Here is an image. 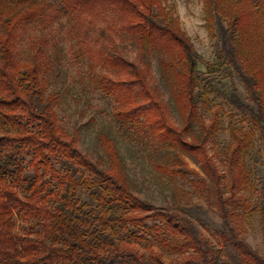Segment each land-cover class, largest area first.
Here are the masks:
<instances>
[{
    "label": "trees",
    "instance_id": "trees-1",
    "mask_svg": "<svg viewBox=\"0 0 264 264\" xmlns=\"http://www.w3.org/2000/svg\"><path fill=\"white\" fill-rule=\"evenodd\" d=\"M163 2L60 0L61 10L78 16L97 6H109L123 18V29L138 30L141 39L156 42L168 54L178 87L176 104L184 121L195 118L199 127L191 139L170 121L166 105L142 71L134 73L121 57L102 54L106 64L120 71L109 83V90L127 103L122 114L140 113L161 143L177 156L184 153L195 159L214 190L222 221L217 238L230 244L246 264H264V256L242 236L244 216L237 212L239 207L249 208L244 193L253 191L245 156L257 136L264 147V0H204L212 37L214 17L227 20L222 29L223 59L227 70L241 80L248 99L246 103L235 88L231 89L229 100L249 118L250 127L245 130L229 122L232 142L224 154V173L206 149V141L221 128L219 114L212 113L207 124L196 114V74L204 59L177 20L167 15ZM56 13L49 0H0V264H148L121 233L129 227L145 228L148 220L162 224L153 228L167 236L166 243L171 242L175 249L191 250L172 264H217L189 219L136 196L115 164L106 169L93 163L58 125L55 98L45 95L37 68L20 64L15 55L21 27L38 19L50 23ZM109 153L114 159L115 154ZM25 158H29L31 177L25 175ZM53 161L61 163L62 169H56ZM176 172L185 176L179 166ZM48 175L56 181L64 201L63 208L55 211L46 204L51 192L40 197L42 180ZM21 184L28 185L30 195L25 198L15 189ZM202 184L208 187L204 179L191 181L195 190ZM82 192L89 195L94 206L79 199ZM259 206L263 215L261 203ZM27 208L31 211L25 214L42 216L37 238L15 232L14 210ZM148 261L166 264L152 250Z\"/></svg>",
    "mask_w": 264,
    "mask_h": 264
},
{
    "label": "rangeland",
    "instance_id": "rangeland-1",
    "mask_svg": "<svg viewBox=\"0 0 264 264\" xmlns=\"http://www.w3.org/2000/svg\"><path fill=\"white\" fill-rule=\"evenodd\" d=\"M49 3L58 10L55 18L50 23L42 19L25 23L19 30L15 55L20 64L37 68L45 95L55 98L53 108L58 125L93 163L106 169L115 164L136 196L158 209L189 219L199 239L212 250L217 264H246L230 244L217 238L222 221L210 179L201 166L184 153H180V160L176 152L157 139L140 113L122 114L127 103L109 90V83L117 79L120 71L106 64L102 54L121 57L134 73L142 71L151 89L166 105L170 121L184 129L186 137L191 139L198 134L199 127L195 118L185 122L176 104L178 87L173 68L168 64V54L156 42L141 39L138 30L123 29V18L107 5L78 16L61 10L60 0H49ZM162 5L204 59L196 74L199 84L196 114L206 124L212 113L219 114L221 128L206 141V149L224 173V154L232 142L229 122L245 130L250 127L249 118L243 117L229 100L230 91L235 88L248 103L241 80L231 69L227 70L223 59L222 29L226 28L227 20L214 17L212 37L207 29L204 0H164ZM109 150L115 154L114 159ZM28 161L29 158H25L22 165L25 175L31 177ZM245 163L251 173L253 191L244 193L249 208L237 209L244 216L241 234L264 256V147L258 136L245 156ZM53 166L62 169L61 163L53 161ZM178 166L185 176L176 172ZM198 179L206 180L208 187L202 184L195 190L191 181ZM42 182L40 197L52 193L47 208L52 211L63 208L56 181L48 175ZM20 186L15 188L20 196H29L28 185ZM79 199L94 206L87 193H80ZM260 203L263 215L258 211ZM27 211L31 209L14 210L15 232L37 238L41 232L38 221L42 216L25 214ZM154 224L162 225L148 220L145 228L129 227L121 232L148 264L150 250L166 264L191 251L175 249L171 242L166 243L169 239L162 231H156Z\"/></svg>",
    "mask_w": 264,
    "mask_h": 264
}]
</instances>
